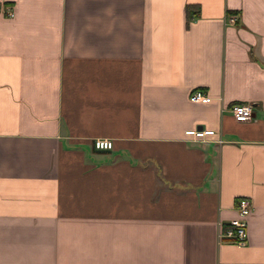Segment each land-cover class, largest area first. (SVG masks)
I'll return each mask as SVG.
<instances>
[{"label": "crops", "instance_id": "obj_1", "mask_svg": "<svg viewBox=\"0 0 264 264\" xmlns=\"http://www.w3.org/2000/svg\"><path fill=\"white\" fill-rule=\"evenodd\" d=\"M0 264H264V0H0Z\"/></svg>", "mask_w": 264, "mask_h": 264}, {"label": "built area", "instance_id": "obj_2", "mask_svg": "<svg viewBox=\"0 0 264 264\" xmlns=\"http://www.w3.org/2000/svg\"><path fill=\"white\" fill-rule=\"evenodd\" d=\"M5 12L8 16H11L12 10L9 7L5 8ZM236 15L230 13L227 15V21L229 23H234L236 21ZM189 98L192 101H208L210 96H208L203 91L196 89L189 94ZM229 111L232 113L236 120H247L252 117L253 109L250 102H237L229 106ZM187 134H193L194 136H202L205 134H211L213 131L211 129H188L185 131ZM92 145L95 149H110L113 146V141L109 137H95L92 140ZM252 201L248 197H242L238 200L235 206V215L228 221V226L223 230L218 232V237L220 240H226L233 242L238 245H243L247 239L246 231V217L252 210Z\"/></svg>", "mask_w": 264, "mask_h": 264}]
</instances>
